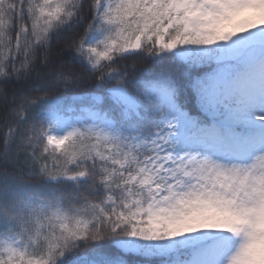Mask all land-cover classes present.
I'll return each instance as SVG.
<instances>
[{
    "label": "snow or ice",
    "instance_id": "snow-or-ice-1",
    "mask_svg": "<svg viewBox=\"0 0 264 264\" xmlns=\"http://www.w3.org/2000/svg\"><path fill=\"white\" fill-rule=\"evenodd\" d=\"M0 264H264V0H0Z\"/></svg>",
    "mask_w": 264,
    "mask_h": 264
}]
</instances>
